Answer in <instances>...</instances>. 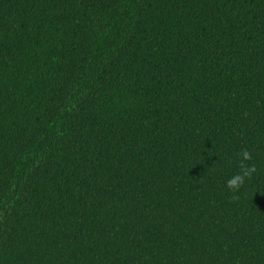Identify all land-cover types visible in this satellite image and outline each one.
<instances>
[{
  "label": "trees",
  "instance_id": "trees-1",
  "mask_svg": "<svg viewBox=\"0 0 264 264\" xmlns=\"http://www.w3.org/2000/svg\"><path fill=\"white\" fill-rule=\"evenodd\" d=\"M0 264H264V0H0Z\"/></svg>",
  "mask_w": 264,
  "mask_h": 264
},
{
  "label": "clouds",
  "instance_id": "clouds-1",
  "mask_svg": "<svg viewBox=\"0 0 264 264\" xmlns=\"http://www.w3.org/2000/svg\"><path fill=\"white\" fill-rule=\"evenodd\" d=\"M238 156L241 157L239 164L240 171L225 182L226 187L234 193L239 192V190L245 184L246 179H251L253 173L257 171L256 165L254 163H245L246 161L252 160V153L250 150L242 149L241 152L238 153ZM233 198L235 199L236 197L234 196Z\"/></svg>",
  "mask_w": 264,
  "mask_h": 264
}]
</instances>
